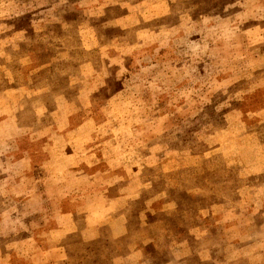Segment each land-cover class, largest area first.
<instances>
[{"label": "rangeland", "instance_id": "374dc122", "mask_svg": "<svg viewBox=\"0 0 264 264\" xmlns=\"http://www.w3.org/2000/svg\"><path fill=\"white\" fill-rule=\"evenodd\" d=\"M203 245L264 264V0H0V264Z\"/></svg>", "mask_w": 264, "mask_h": 264}, {"label": "crops", "instance_id": "0c3cea01", "mask_svg": "<svg viewBox=\"0 0 264 264\" xmlns=\"http://www.w3.org/2000/svg\"><path fill=\"white\" fill-rule=\"evenodd\" d=\"M133 16H135L131 11H128L126 14H124L123 16L119 17L121 20H130L133 18ZM93 42V48L97 47V39L96 38H92L91 39ZM101 51L102 50H106L104 48H100L98 47ZM87 49H91V47H87ZM223 210L220 208L219 210L217 209V207L212 208L211 211L210 210H201L199 211V213L201 214V219H205L206 217H210V216H215V214H221ZM212 218V217H210ZM222 222V221H221ZM217 224H219L218 222H216ZM199 224H203V223H199ZM196 229H198V231L200 230V227H196ZM201 235L202 232L200 234L199 237H195L196 240L201 239ZM233 240L230 239V241H228V244H226V247L222 248L221 251H225L227 250V248H229L230 245H232ZM185 245L187 247L186 241L184 243H179L178 245H176L175 247L178 248V253L180 254H187V250L185 249ZM184 246V247H183ZM183 247V248H182ZM213 248H207L206 246H200V250L198 251V255L200 258V263L201 264H207L208 262H212L211 259V253ZM177 251V250H176ZM193 252V251H192ZM190 252V253H192ZM137 254L136 251L132 252V255ZM189 254V253H188ZM131 256V255H130ZM186 256V255H184ZM129 256L125 257L124 259H122V262H126V260H128ZM186 257H184L185 259Z\"/></svg>", "mask_w": 264, "mask_h": 264}]
</instances>
